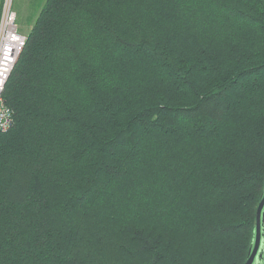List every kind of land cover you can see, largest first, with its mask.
<instances>
[{
  "label": "trees",
  "instance_id": "trees-1",
  "mask_svg": "<svg viewBox=\"0 0 264 264\" xmlns=\"http://www.w3.org/2000/svg\"><path fill=\"white\" fill-rule=\"evenodd\" d=\"M2 97L0 264H244L264 0H45Z\"/></svg>",
  "mask_w": 264,
  "mask_h": 264
},
{
  "label": "built area",
  "instance_id": "built-area-1",
  "mask_svg": "<svg viewBox=\"0 0 264 264\" xmlns=\"http://www.w3.org/2000/svg\"><path fill=\"white\" fill-rule=\"evenodd\" d=\"M26 37L18 30L13 0H2L0 6V131L12 123V111L2 98L4 84L25 44Z\"/></svg>",
  "mask_w": 264,
  "mask_h": 264
},
{
  "label": "water",
  "instance_id": "water-1",
  "mask_svg": "<svg viewBox=\"0 0 264 264\" xmlns=\"http://www.w3.org/2000/svg\"><path fill=\"white\" fill-rule=\"evenodd\" d=\"M244 264H264V188L256 206L252 238Z\"/></svg>",
  "mask_w": 264,
  "mask_h": 264
},
{
  "label": "rangeland",
  "instance_id": "rangeland-1",
  "mask_svg": "<svg viewBox=\"0 0 264 264\" xmlns=\"http://www.w3.org/2000/svg\"><path fill=\"white\" fill-rule=\"evenodd\" d=\"M0 1L2 2V0ZM44 1L45 0H13V11L15 13L18 30L25 37L32 27Z\"/></svg>",
  "mask_w": 264,
  "mask_h": 264
}]
</instances>
